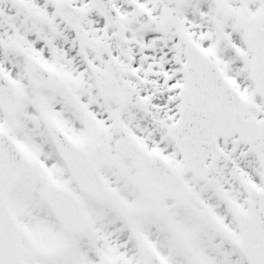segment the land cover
<instances>
[{"label":"snow or ice","instance_id":"snow-or-ice-1","mask_svg":"<svg viewBox=\"0 0 264 264\" xmlns=\"http://www.w3.org/2000/svg\"><path fill=\"white\" fill-rule=\"evenodd\" d=\"M0 264H264V0H0Z\"/></svg>","mask_w":264,"mask_h":264}]
</instances>
